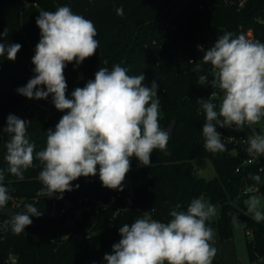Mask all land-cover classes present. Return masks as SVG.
<instances>
[{
	"label": "trees",
	"instance_id": "1",
	"mask_svg": "<svg viewBox=\"0 0 264 264\" xmlns=\"http://www.w3.org/2000/svg\"><path fill=\"white\" fill-rule=\"evenodd\" d=\"M28 1L29 4L24 5L23 0H0V32L5 28L8 32L0 43L22 46L15 61L0 57V129L6 127L9 114L31 120L27 136L35 143L36 151H40L46 147L47 130H54L61 116L66 114L56 110L51 95L46 100H30L19 95L16 89L25 86L34 75L31 61L40 39L36 25L39 12L55 11L65 5L71 7L74 13L94 23L99 49L78 67L68 64L65 68L68 97L71 98L75 88L84 87L94 79L99 67L111 70L113 65L120 64L128 69L129 75L144 74L146 86L150 87L153 80L158 84L162 129L166 130L174 117H178L166 152L155 150L149 167L132 158L131 170L127 173L130 182L124 184V191L133 189L136 204L146 211L154 207L153 218L161 222L171 219L170 212L177 204L181 206L179 210L186 211L194 198L220 205V210L207 223L212 229H218L222 238L232 235L233 215L239 211L251 263L261 264L264 221L256 222L252 218L245 201L254 192L264 196V155L260 163H245L248 145L225 140V136L238 132L252 133L247 126L238 132L217 127L227 150L211 153L204 148L205 113L197 100L208 99L211 86L200 85L198 77L208 73L211 65L203 63L202 52L193 63H189V58L196 54L199 43L205 44L204 49H207L228 31L234 36H248L247 31H251L252 39L264 43V0ZM121 7L122 16L116 11ZM197 64L200 68L194 71ZM219 100L215 98L213 102L218 106ZM253 127L263 134L261 124ZM9 139L8 133L0 136L4 184L12 199L19 202L16 207L19 212L24 211L25 204L31 203L43 215L31 217L33 223L20 235L13 234L10 225L6 231H0V264H5L11 251L17 253L24 264H105L104 255L111 253L112 245L120 239L119 227L131 224L142 213L130 210L114 216V208L107 207L83 211L77 219L72 212L52 216L53 211L70 202L81 206L80 198L107 201L116 191L103 187L97 175L74 181V190L65 192L63 199L56 198L59 194L52 198L38 197L37 192L42 188L38 176L43 165L35 160L34 166L24 171L23 180L8 173L4 145ZM205 158L212 161L217 173L209 180L198 176L195 165L196 160ZM252 175H259L260 181L251 179ZM76 184H79L78 189ZM251 186H258V191L246 192ZM12 199L8 205L14 203Z\"/></svg>",
	"mask_w": 264,
	"mask_h": 264
},
{
	"label": "clouds",
	"instance_id": "2",
	"mask_svg": "<svg viewBox=\"0 0 264 264\" xmlns=\"http://www.w3.org/2000/svg\"><path fill=\"white\" fill-rule=\"evenodd\" d=\"M116 11L123 15L122 7ZM36 25L40 39L31 61L34 75L16 91L30 100H46L51 95L56 110L66 114L54 130H47L46 147L40 151L27 136L31 120L9 114L6 127L0 129V136L10 135L4 145L6 171L23 180L24 171L39 160L43 167L38 176L42 184L38 197L59 194L56 198L63 199L65 192L74 190V181L97 175L103 187L123 191L133 157L149 167L155 150L167 151L170 134L159 123L158 84L153 80L150 87L146 86L144 74L129 75L126 67L115 64L111 70L99 67L94 79L75 88L69 98L64 70L68 64L78 67L96 54V27L67 5L55 11L41 10ZM7 35L5 28L0 39ZM21 47L18 43H0V57L15 61ZM197 48L203 53V63L211 65L212 74L211 80L200 75L198 83L210 84L222 94L218 106L213 102L216 92L208 99L197 100L205 113L204 148L211 153L227 150L217 127L238 132L247 126L252 135L247 138L246 152L264 155V134L253 127L264 121V43L228 31L211 47ZM199 68L197 64L194 71ZM250 178L260 181L259 175ZM4 181L5 169L0 168V213L7 210L12 199ZM245 203L256 222L264 221L258 197L251 196ZM180 208L177 204L171 210L167 222L153 219L152 207L131 224L119 227L120 239L112 245L111 253L104 255L105 264H213L217 254L212 243L215 233L207 222L216 215L215 206L194 198L186 211ZM42 215L41 210L27 203L24 211L14 212L7 223L13 234L20 235L33 223L31 217Z\"/></svg>",
	"mask_w": 264,
	"mask_h": 264
},
{
	"label": "built area",
	"instance_id": "3",
	"mask_svg": "<svg viewBox=\"0 0 264 264\" xmlns=\"http://www.w3.org/2000/svg\"><path fill=\"white\" fill-rule=\"evenodd\" d=\"M23 2L28 3V0H23ZM198 45L203 46V48L205 47V44L203 43H199ZM199 52L201 51L197 48L196 54L193 56H190L189 60L195 62V59L199 55ZM205 75H207L209 79L210 78L212 79L211 67L209 69V72L206 73ZM210 90H211L210 95L212 92L217 93L216 98H220V96L222 95L218 89H212L210 87ZM219 133L222 135L221 132ZM250 135H252V133L247 134V133L238 132L237 134L225 136V140L231 143H234V144L247 145L246 141ZM228 137H235V139L229 140ZM261 158H262V155L261 156H251L248 154V157L246 158L245 163H248V164L260 163ZM260 169L262 170V168ZM247 191H258V186H251L246 190V192ZM12 200L14 201V203H12V205H8L7 207H13L16 209V207L19 206V202L15 199H12ZM79 203L81 204V206L75 205L74 203L70 202L66 207L53 211L51 215L55 216V215H61L65 213L70 214L72 212V214L74 215V219H77L81 217V215L83 214V211H90L91 209H94V208L99 210L100 208H105L104 207L105 205H107V207L114 208V216L117 214H122L130 210H136L140 213L146 212L144 208L136 204L135 194H134L133 189H129L126 191L124 190L116 191L110 195L107 201L98 200V199L90 200L88 197H83L79 199ZM153 213H152V217H153ZM114 216L111 217V219H114ZM7 221H8L7 217H5L4 215H0V231L4 232L9 228ZM4 263L5 264H24L21 261L20 256L17 253L12 252V251L8 253L7 257L5 258ZM261 264H264V258L261 260Z\"/></svg>",
	"mask_w": 264,
	"mask_h": 264
},
{
	"label": "rangeland",
	"instance_id": "4",
	"mask_svg": "<svg viewBox=\"0 0 264 264\" xmlns=\"http://www.w3.org/2000/svg\"><path fill=\"white\" fill-rule=\"evenodd\" d=\"M24 3V2H23ZM24 3V5H28ZM247 35L252 39L253 34L247 31ZM262 128L264 129V121H261ZM197 174L206 179H212L216 176L215 167L210 159H198L195 161ZM129 177L126 176L124 184H129ZM251 196H256L261 200L260 210L264 211V196L260 192L252 193ZM216 212L220 210V205L215 206ZM234 218L236 223H234ZM215 236L212 241L213 246L217 249V254L213 261H221L222 264H252L247 245V235L243 228L241 214L236 211L232 220V235L227 238H222L218 229H213Z\"/></svg>",
	"mask_w": 264,
	"mask_h": 264
},
{
	"label": "water",
	"instance_id": "5",
	"mask_svg": "<svg viewBox=\"0 0 264 264\" xmlns=\"http://www.w3.org/2000/svg\"><path fill=\"white\" fill-rule=\"evenodd\" d=\"M178 122V117H174V119L170 122V124L168 125V127L166 128L167 131H169L170 134V138L173 135L174 129L177 125ZM14 212H19L17 209L13 208V207H8L7 210H5L2 215L10 217L12 214H14Z\"/></svg>",
	"mask_w": 264,
	"mask_h": 264
},
{
	"label": "crops",
	"instance_id": "6",
	"mask_svg": "<svg viewBox=\"0 0 264 264\" xmlns=\"http://www.w3.org/2000/svg\"><path fill=\"white\" fill-rule=\"evenodd\" d=\"M261 124V123H260ZM263 129V128H262ZM263 134H264V131H263ZM220 264H222V262L220 261Z\"/></svg>",
	"mask_w": 264,
	"mask_h": 264
}]
</instances>
